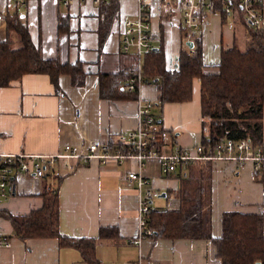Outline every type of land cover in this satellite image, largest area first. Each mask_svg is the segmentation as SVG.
I'll use <instances>...</instances> for the list:
<instances>
[{"label":"crops","instance_id":"1","mask_svg":"<svg viewBox=\"0 0 264 264\" xmlns=\"http://www.w3.org/2000/svg\"><path fill=\"white\" fill-rule=\"evenodd\" d=\"M103 1L0 0V42L19 41L18 35L7 28L6 21L18 11L43 59L71 64L80 62L85 73L77 86L68 75L59 76L58 89H55L47 75L25 74L0 88L1 153L54 155L67 145L76 146L85 153L92 142L111 150L121 144L126 132L137 127L138 100H157V86L143 77L144 61L148 56L139 58L132 51H121L123 23L136 18L137 1ZM145 4L155 36L153 51L161 48L167 71L178 69L180 52H192V35L200 38L205 74L216 72L215 66L223 50L236 47L244 51L248 46L247 24L239 8H227L224 20L219 12L212 10L201 18L198 30L189 32L171 4L165 5L159 0H145ZM105 5L113 6L115 13L111 18L102 10ZM262 12L260 28L264 37V5ZM63 17L68 18L67 33L58 32V20ZM101 33L105 37L102 43L99 42ZM138 65L142 79L147 82L136 86L137 99L101 95L100 73L123 71L129 78V73ZM152 113L158 128L170 136L166 151L175 146L190 149L200 146L208 150L214 145L204 147L201 144L200 82L197 78L192 80L190 102L155 104ZM261 124L262 143L257 147H264V107ZM247 138L250 140L249 137L244 139ZM58 168L61 169L60 164ZM138 168L139 164L132 158L119 162L109 157L104 162L97 159L76 161L74 170L62 173L57 185L49 176L31 179L15 175L10 196L2 201L0 211L15 216L28 215L42 207L44 189L54 186L58 193L61 236L86 241L98 239L99 231L106 229L109 237L96 241V262L86 263L79 250L72 246L60 247L56 239L21 241L14 238L9 221L1 218L0 228L11 239V247L0 250V264H132L140 257L148 264H220L210 240H156L153 232L151 238L140 240L138 245L129 243L138 237V200L145 188L141 190L136 184H128L126 176ZM140 172L153 188L151 205L155 211L177 209L183 189L189 197L197 194L201 187L204 191L202 202L210 210L213 238L221 234L225 212L261 214L264 231V173H253L250 162L238 168L229 160L195 161L184 169L164 175L159 160L150 159L140 167Z\"/></svg>","mask_w":264,"mask_h":264},{"label":"trees","instance_id":"2","mask_svg":"<svg viewBox=\"0 0 264 264\" xmlns=\"http://www.w3.org/2000/svg\"><path fill=\"white\" fill-rule=\"evenodd\" d=\"M232 6L239 8L237 3L231 1ZM112 7L105 5L102 9L108 18L115 13ZM213 10L219 12L224 20L225 11L220 3H214ZM20 15L17 11L6 18L7 28L18 35L19 46L15 47L9 40L0 42V88L7 87L25 74H45L55 89H58L57 81L61 75H68L73 85H80L85 75L82 64L43 59L41 50L34 46ZM246 26L250 37L247 48L244 51L236 47L223 50L214 74L203 73L201 42L194 35L192 52H180L176 71L165 69L160 47L144 61L143 77L157 86L159 104L191 101L192 80H199L201 144L204 147L226 138L236 141L249 137L253 147L262 143L264 37L261 28ZM58 32H68V18H59ZM99 37L102 43L105 37L102 33ZM98 79L100 93L105 98L135 100L138 97L136 86L130 92L123 89L128 82V75L123 71L100 73ZM50 179L57 185L60 177ZM197 190L194 196L186 197L183 189L177 209L154 210L150 214L148 227L153 230L155 239L210 240L220 264L264 262L263 216L225 212L221 219V234L213 238L210 210L202 202L204 191L201 187ZM42 199V207L25 216L0 211V217L11 225L13 237L21 241L56 239L60 247L72 246L79 250L84 262L95 263L96 241L109 237L106 229L99 231L98 239L76 241L65 238L59 234L56 187L45 188Z\"/></svg>","mask_w":264,"mask_h":264},{"label":"built area","instance_id":"3","mask_svg":"<svg viewBox=\"0 0 264 264\" xmlns=\"http://www.w3.org/2000/svg\"><path fill=\"white\" fill-rule=\"evenodd\" d=\"M137 1V16L123 23L121 37V51L133 52L140 57H145L153 52L155 36L152 32L149 13L145 0ZM163 4H171L174 11L178 12L182 24L187 31H196L200 28V20L211 12L214 3H220L228 15L227 8L230 2H235L241 9L244 21L247 25L259 29L262 19V7L264 0H159ZM65 4L67 2H64ZM140 66L133 68L129 73L128 82L123 89L130 92L135 86L147 82L142 79ZM159 104V102H157ZM154 103L138 100V125L121 137V144L111 150H107L97 142L89 143L87 151L82 153L76 146H64L61 152L54 155H9L0 152V205L3 200L10 196L11 181L15 175L31 179L43 177L57 178L62 173H70L74 170L76 161L97 159L104 162L113 157L121 162L132 158L139 164L138 171H131L126 176L128 184H136L138 189H144L138 200L139 232L138 237L129 241L130 244L138 245L140 240L151 238L153 231L148 227V216L154 210L151 201L154 193L148 179L143 177L140 167L145 161L158 159L161 172L170 175L177 169H184L195 161L229 160L234 161L238 168H243L247 162L252 163L255 174L264 173V147L253 148L251 141L247 139L233 140L223 139L214 143L211 149L205 150L198 146L195 148H183L175 146L169 151V134L159 129L156 117L152 113ZM60 164L61 169L58 168ZM1 219V217H0ZM11 247V239L0 228V250ZM132 264H148L145 258L140 257ZM253 264H264L258 261Z\"/></svg>","mask_w":264,"mask_h":264},{"label":"rangeland","instance_id":"4","mask_svg":"<svg viewBox=\"0 0 264 264\" xmlns=\"http://www.w3.org/2000/svg\"><path fill=\"white\" fill-rule=\"evenodd\" d=\"M263 8V7H262ZM262 14H263V12H262ZM13 45L15 46V47H18L19 46V43L18 42H15V43H13ZM151 102V101H150ZM157 102H158V100H156V101H154V102H151V103H154V104H157ZM190 102V101H189ZM159 106V105H158ZM154 199H157L156 197H154Z\"/></svg>","mask_w":264,"mask_h":264},{"label":"water","instance_id":"5","mask_svg":"<svg viewBox=\"0 0 264 264\" xmlns=\"http://www.w3.org/2000/svg\"><path fill=\"white\" fill-rule=\"evenodd\" d=\"M189 47H190V49H191V47H192V45L189 43Z\"/></svg>","mask_w":264,"mask_h":264}]
</instances>
